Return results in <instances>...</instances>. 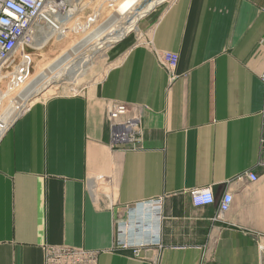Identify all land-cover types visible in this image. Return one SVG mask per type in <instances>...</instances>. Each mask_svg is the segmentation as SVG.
I'll use <instances>...</instances> for the list:
<instances>
[{
	"label": "crops",
	"instance_id": "obj_1",
	"mask_svg": "<svg viewBox=\"0 0 264 264\" xmlns=\"http://www.w3.org/2000/svg\"><path fill=\"white\" fill-rule=\"evenodd\" d=\"M139 31L97 84L0 129V264H45L47 245L98 264H264V0H172ZM109 102L140 114L142 149L111 147ZM207 187L215 204L195 206Z\"/></svg>",
	"mask_w": 264,
	"mask_h": 264
},
{
	"label": "built area",
	"instance_id": "obj_2",
	"mask_svg": "<svg viewBox=\"0 0 264 264\" xmlns=\"http://www.w3.org/2000/svg\"><path fill=\"white\" fill-rule=\"evenodd\" d=\"M88 0H0V80L4 73L12 74L13 82H19L28 75L30 49L41 36V27H46L51 16L61 14L66 16L72 6L86 3ZM91 1V0H90ZM75 6V5H74ZM65 14V15H63ZM55 17V16H54ZM49 19V20H48ZM57 19V18H55ZM92 21V20H91ZM21 50V54H18ZM160 65L172 74L178 64V55L170 51L157 52ZM8 72V73H9ZM17 72L23 75L16 78ZM8 74V75H10ZM176 76L172 74V78ZM264 78V73L262 74ZM1 92V91H0ZM106 118L111 125V147H122L124 150H140L143 148V124L139 113L129 111V106L122 102H109ZM264 165V135L262 137ZM257 181L259 177L252 172H246L241 179ZM195 206L213 205L216 198L212 188H194L190 191ZM233 202L231 193H226L219 201V214L230 211ZM152 206L161 210V200H156ZM124 247H134V253H139L140 246H131L122 242ZM98 251L71 246H45V264H98Z\"/></svg>",
	"mask_w": 264,
	"mask_h": 264
},
{
	"label": "rangeland",
	"instance_id": "obj_3",
	"mask_svg": "<svg viewBox=\"0 0 264 264\" xmlns=\"http://www.w3.org/2000/svg\"><path fill=\"white\" fill-rule=\"evenodd\" d=\"M171 1L172 0H88L86 3H81L80 5L75 3V6H72L71 11L75 10L73 14H71L72 16L67 24H63L62 20L55 19L54 16H51V20L48 19L49 23L46 27L42 28L41 36L38 37L37 43L34 45L37 50L30 49L31 53L27 69V77L23 79V73L17 72L16 78L23 75L22 80L19 82H13L14 80L12 79L14 78H12V74H10L11 72L8 71L9 73H4V79L0 80V118H6L11 114V111L9 110L18 106L26 91L34 86L40 77H45L44 71H48L46 75L49 77L51 73L50 71L55 69L54 63L58 61L55 57L66 47L68 48L70 45L78 42H81L82 46L89 47L94 42L101 41V36H106L115 31V28H112L115 27V24L113 23H115L117 17L123 11H129V14L136 12L140 13L150 7L148 11H145L142 13V16H140L137 24L138 30H131L128 34L116 39L107 46H104L103 44L98 46L88 60L82 61L78 66H69L65 75L59 77L58 81L48 86L47 89L34 95L31 103L54 94L82 92L88 87L97 84L116 61V50L119 46H122L120 43L124 42L128 37H130L131 41L133 38H136V40L139 41L137 39V33L141 32L139 31L140 21L160 5L167 4ZM122 14H124V12ZM127 19L128 17H124V19L120 18L116 22L119 25L124 24V21ZM75 23H78V26H81V28L77 26L78 29L76 30L83 29V32L81 30L77 32L74 29L69 28L64 39H57V36L54 34L48 37L49 39L45 44H41V40H44L45 36L52 32L53 27L58 29L61 24L62 27L60 26L59 28H63L65 25L73 27ZM79 53L80 52H75L73 58ZM18 54H21V50H19ZM75 59L73 61H76L77 63L79 59ZM49 61H52L53 65L50 64L47 68L45 65L49 64ZM57 72L59 71H56L51 75H55ZM61 74L59 73L58 76ZM26 107L27 106H25V108Z\"/></svg>",
	"mask_w": 264,
	"mask_h": 264
},
{
	"label": "bare ground",
	"instance_id": "obj_4",
	"mask_svg": "<svg viewBox=\"0 0 264 264\" xmlns=\"http://www.w3.org/2000/svg\"><path fill=\"white\" fill-rule=\"evenodd\" d=\"M145 11H147V9L143 10V12H140V13L136 12V13H133V14H129V11H123L124 14H122L123 13L122 12L117 17L116 21L119 20L120 18L124 19V17H128V19L126 21H124V24H120V25L115 21V23H113V24H115V27H112L113 29L115 28V31L113 33H109L106 36H101V39H102L101 41L94 42L89 47L84 46V45L82 46V43L78 42V43L70 45L68 48L66 47L64 50H62L55 57V58L58 59V61L54 63L55 64V67H54L55 69L53 71H50L51 73H50L49 77H47V75H46V73L48 71H44V76L45 77H40L37 80V83L26 91V93L22 97L21 102H19L18 106L14 107L12 110H9V111H11L10 112L11 114L9 116H7L6 118L5 117H1L0 118V129L2 128L1 129V133L13 123V121L20 115V113L25 108V106H29L30 105L31 100H32L34 95H36L38 92H41L42 90L47 89L48 86H50L54 82H57L59 77H61V76L66 74L67 68L69 66H71V65L78 66L82 61L88 60V58L92 55L93 51L96 50L98 48V46H100L101 44H103L104 46H107L111 42L115 41L116 39H118L121 36H123L124 34H126V32L138 29L137 24L139 22V18H140V16H142V13H144ZM71 14H73V13L69 12L68 14H66V16H61V14H57V15H54V16H55V18H57L59 20H62L63 24H67L69 22L71 16H72ZM78 25H79L78 23H75L73 25V27H71V26L68 27L67 25H65L63 28H59L60 27L59 26L58 29H56V27H53L52 32H50L47 36H45L44 40H41L42 41L41 44H43V43L45 44L48 41V39H49L48 37H50V36H52L54 34L57 36V39L58 38L60 40L64 39L66 37L67 32L69 31V28L74 29L75 31H77L76 29H78L77 28ZM117 25H119V26H117ZM78 27L81 28V26H78ZM42 28L43 27H41V29ZM79 30H81L83 32V29H79ZM75 52H80L75 57V58L79 59L77 61V63H76V61L75 62L73 61L75 59V58H73ZM49 62H50L49 64L45 65L46 67L48 65L52 64V61H49ZM56 71H59V72H57L55 75H51V74H53ZM59 73L60 74L62 73V74L60 76H58ZM56 76H58V77H56Z\"/></svg>",
	"mask_w": 264,
	"mask_h": 264
},
{
	"label": "water",
	"instance_id": "obj_5",
	"mask_svg": "<svg viewBox=\"0 0 264 264\" xmlns=\"http://www.w3.org/2000/svg\"><path fill=\"white\" fill-rule=\"evenodd\" d=\"M40 94V93H39Z\"/></svg>",
	"mask_w": 264,
	"mask_h": 264
}]
</instances>
